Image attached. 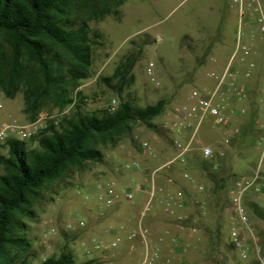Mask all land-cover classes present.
I'll return each mask as SVG.
<instances>
[{
    "label": "rangeland",
    "instance_id": "obj_1",
    "mask_svg": "<svg viewBox=\"0 0 264 264\" xmlns=\"http://www.w3.org/2000/svg\"><path fill=\"white\" fill-rule=\"evenodd\" d=\"M99 2L95 0L96 4ZM109 10L88 22L100 36L95 38L92 48L89 76L78 82L71 97L79 102L83 111L89 112L109 109L113 98L117 101L115 108L123 101L134 107H144L159 100L164 101V108L151 121V126L132 123L129 131L104 145L98 144L97 149L103 155L101 161H87L73 167L59 180L43 186L31 208L32 215L24 217L28 227L26 235L31 241L26 256L28 264H38L62 252H69L75 264L133 262L139 254L127 253L130 243L126 238L109 251L93 248L96 241L106 245L113 240L109 229L120 220L115 212L121 202L131 203L122 199L106 207L104 201L97 198L95 185L114 182L119 190H134L141 185V190L133 192L132 201L142 204L147 200L152 184L151 172L157 168L159 170L152 179L153 212L149 221L152 225H168V232L162 231L159 235L156 232L152 236L154 242L161 244L164 243L163 237H168L165 251L158 249L162 262L259 264L253 255L242 259L229 244L232 221L227 209V186L230 179L223 188H213L209 178L211 170L204 168L199 151L193 153L187 166L190 179L182 177L183 167L176 162L163 166L172 158L170 137L163 122L175 106L185 101L191 87L207 84L206 72L214 68L210 58L224 64L238 40L251 47L246 60L254 61L255 66L249 97L245 101L250 114L237 120L250 121V117L253 118L251 121L260 120L264 86V32L260 25L251 18L240 22L233 0H124L119 5L112 3ZM75 13L78 18L86 15L82 9ZM240 55L242 52L237 59ZM149 62L154 63L153 76L146 73ZM118 69L129 70L121 93L117 90L120 82ZM23 96L22 91L16 92L13 98L3 95L0 123L13 120L33 122L28 121L23 113ZM73 108L72 105L60 107L48 98L34 121L39 120L42 130L50 123L56 125ZM253 125L254 122L235 140L233 147L227 150L228 155L220 158L224 171L238 176L250 172L255 166L259 151L253 148ZM199 136L215 151L221 148L222 130L213 128L210 119L203 122ZM143 141L148 143L149 149L142 148ZM25 142L31 147L37 145L31 138ZM7 154L6 145H0V155ZM131 163H138L141 170L125 168ZM2 172L0 164V174ZM198 185H203V190L199 191ZM177 193L182 194L179 200L186 201V207L174 209V220H170L164 215L168 213L162 201ZM255 203L262 210L257 215L248 207L249 218L255 234L262 241L264 256V199H256ZM81 221L83 226L79 225ZM125 259L128 262L123 263Z\"/></svg>",
    "mask_w": 264,
    "mask_h": 264
},
{
    "label": "trees",
    "instance_id": "obj_2",
    "mask_svg": "<svg viewBox=\"0 0 264 264\" xmlns=\"http://www.w3.org/2000/svg\"><path fill=\"white\" fill-rule=\"evenodd\" d=\"M0 0V88L3 95L13 98L24 94L23 113L34 121L48 98L60 107L72 105V111L56 125L50 123L33 135L35 147L25 141L7 140V156L0 155V264H28L31 241L24 217L32 215L43 186L59 180L65 172L87 161H101L98 144L114 140L130 124L151 121L164 108V101L134 107L123 101L114 110L83 111L71 97L78 82L89 76L92 48L100 35L89 21L108 13L113 3L124 0ZM84 10L78 18L75 11ZM126 72L118 69L119 93L127 82ZM106 80V79H105ZM241 131L244 135L253 124ZM211 170L207 161L202 162ZM230 170V169H229ZM236 177L231 171H210L213 188ZM254 214L260 207L246 203ZM38 264H75L69 252L45 258ZM88 264V263H84Z\"/></svg>",
    "mask_w": 264,
    "mask_h": 264
},
{
    "label": "built area",
    "instance_id": "obj_3",
    "mask_svg": "<svg viewBox=\"0 0 264 264\" xmlns=\"http://www.w3.org/2000/svg\"><path fill=\"white\" fill-rule=\"evenodd\" d=\"M237 7L239 21L253 19L260 25L264 32V3L263 0H233ZM251 47L238 40L229 58L224 64L214 66L206 72L207 84L193 86L188 91L184 102L175 106L165 117L164 128L168 131L172 148V158L166 162H173L183 167L182 177L190 179L187 166L195 151H199L201 158L210 164L211 170L216 172L221 168L220 158L228 155V149L232 148L235 140L241 135V127L233 121L243 119L250 114V108L243 104L249 97L247 81L252 78V69L255 62L247 61L246 56ZM242 52L237 59L238 54ZM237 59V60H236ZM210 61L216 63L215 58ZM245 67L243 68V66ZM154 63L149 62L146 66L148 76H153ZM117 101L111 100L110 110L115 109ZM3 108V91L0 88V109ZM210 119L211 126L222 130L220 149L215 151L212 145L204 144L199 136L203 122ZM40 131L39 120L19 123L17 120L0 123V145L9 139L26 141ZM253 148L259 151L255 166L250 172L238 175L230 179L227 186L229 201L230 220L232 226L229 233V244L232 249L242 258L248 259L253 255L259 264H264L263 245L261 239L255 234L250 223L249 212L246 203L255 202L256 199H264V86L263 97L260 102V120L254 121L252 133ZM143 149H149L147 142L141 143ZM125 168L141 170L138 163L126 164ZM159 168L151 172V186L148 190V198L138 213L136 226L125 235H117L108 244L98 241L93 243L96 250L109 251L117 247L125 238L134 250L135 243L143 246L140 255L133 262L127 264H165L160 258L158 249L150 248L148 242V230L144 227V221L152 208L154 195L153 177ZM97 198L104 201L106 207L113 206L122 199L131 204L134 191L141 190V185L133 189H118L114 182L107 184L96 183ZM203 190V185L197 186ZM182 198L181 193L169 196L162 201L166 213L174 214L175 203ZM181 202L178 203V206ZM177 218H181L178 216ZM80 226L84 222L79 223ZM175 239L173 238V241Z\"/></svg>",
    "mask_w": 264,
    "mask_h": 264
},
{
    "label": "crops",
    "instance_id": "obj_4",
    "mask_svg": "<svg viewBox=\"0 0 264 264\" xmlns=\"http://www.w3.org/2000/svg\"><path fill=\"white\" fill-rule=\"evenodd\" d=\"M222 64V63H221ZM218 63V61L216 60V63H214V66H219L221 65ZM243 66V68L245 67V65H241ZM250 80L249 79L247 81V84L248 86H250ZM243 104L246 105V103L244 102ZM248 105V104H247ZM254 122V121H253ZM233 123L235 125H238L241 127V131L245 128L248 127V123L249 121H240V120H236V121H233ZM254 126V125H253ZM246 133V132H245ZM241 136V135H240ZM118 186L120 187V185L118 184ZM259 199V198H258ZM262 199V198H260ZM122 201V200H121ZM181 202V205H183L182 208H178V203ZM140 202L138 201H135L133 202L132 204H124L123 202H121V204H119V209L115 212V216L116 218L120 219L117 223H114L113 226L110 227L109 229V233L111 236H113V238L117 235H125L126 233H128L131 229H133L135 226H136V223H137V219H138V213H139V210L140 208L142 207V205L145 203L142 202V204H139ZM185 203L186 201H177V203H175V210H181L183 209L185 206ZM185 209V208H184ZM227 209L229 210V206L227 207ZM152 211H150V213L148 214V216L146 217L145 221H144V227L148 230V242H149V247L150 248H156V249H161V251H165V243L168 242V237H163L164 239V243H157V242H154L152 240V236L157 232V234H161L162 231H166V230H169L168 229V225H164V224H161V223H156L154 225L151 224V222L149 221V219L151 218V215H152ZM165 217L167 219H170V220H174L172 217V215H169V214H164ZM168 232V231H166ZM174 238V237H173ZM166 248H168V245L166 246ZM131 246H129V251H127V253H137L140 255V253L142 252L143 250V246L141 244H139L138 242L135 243V246H134V250H131ZM173 249H171L172 251ZM138 255V256H139ZM128 262L126 259L123 263H126Z\"/></svg>",
    "mask_w": 264,
    "mask_h": 264
}]
</instances>
